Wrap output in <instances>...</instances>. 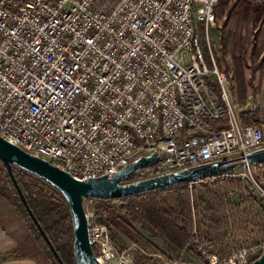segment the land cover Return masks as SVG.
Here are the masks:
<instances>
[{
  "label": "built area",
  "instance_id": "built-area-1",
  "mask_svg": "<svg viewBox=\"0 0 264 264\" xmlns=\"http://www.w3.org/2000/svg\"><path fill=\"white\" fill-rule=\"evenodd\" d=\"M219 1L0 0V135L77 178L157 153L134 181L219 163L232 168L215 176L238 170L264 196L249 157L264 132L241 121L200 35L203 24L210 43ZM92 214L98 260L135 264ZM263 250L210 264H251Z\"/></svg>",
  "mask_w": 264,
  "mask_h": 264
},
{
  "label": "rangeland",
  "instance_id": "rangeland-1",
  "mask_svg": "<svg viewBox=\"0 0 264 264\" xmlns=\"http://www.w3.org/2000/svg\"><path fill=\"white\" fill-rule=\"evenodd\" d=\"M216 15L217 21L209 30V44L206 41L207 31L203 24L200 25V35L206 56L209 60L213 56L219 68L227 73L229 95L236 113L239 115L242 111L255 110L264 132V91L262 93L264 87H261L264 79V3L220 0ZM229 49H231L232 55L229 53ZM229 55L232 56V76L227 63ZM148 174L151 176V173L146 171H138L128 182H133L144 176L149 177ZM253 174L255 180L264 188V181L259 179L256 166ZM220 178L241 181L244 185L242 190L232 187L228 189V193H223L222 198L228 199L232 206L242 203L245 196L256 197L257 204L244 205L243 203L241 206V209L249 208L244 220L247 221L245 225H248L249 232L256 231L255 225L259 226L263 221V215L259 208V200L262 195L252 179L243 177L236 170L228 175L213 176L207 180L191 182V184L195 188H199L201 184L215 183ZM3 203L10 208V211L8 210L6 213L7 218L12 222L11 229L14 235L22 240L27 256L35 258L41 264H55L49 252L39 247L36 234L31 229L30 219L10 201L4 200ZM120 206L119 201H113L110 203L108 211H102L97 209L95 200L87 202V209L93 213V228L107 227L113 246L117 250L128 249L135 257V264H210L214 255L222 263L232 257H239L244 252L247 257L252 258L255 253L253 249L262 250L264 247V238H259L257 243L247 240L245 235L247 233H244L239 225L243 221V217L237 215L234 209L231 211L226 208L221 213L222 221L226 216L229 233L227 237L222 238L224 250L214 252V249L209 250L206 248L207 246L202 245L198 249L200 258L196 259L189 253L188 245L180 250L172 249L160 236L122 214L119 210ZM116 221H121L119 227L116 226ZM224 254L226 257H223Z\"/></svg>",
  "mask_w": 264,
  "mask_h": 264
},
{
  "label": "trees",
  "instance_id": "trees-1",
  "mask_svg": "<svg viewBox=\"0 0 264 264\" xmlns=\"http://www.w3.org/2000/svg\"><path fill=\"white\" fill-rule=\"evenodd\" d=\"M239 116L244 124L257 125L262 129V123L255 110L242 111ZM222 125H225V121ZM255 166L259 179L264 181V163ZM13 170L31 209L65 264H77L74 256L73 220L64 196L47 180L16 165H13ZM130 180L131 177L127 179ZM193 187L191 183H181L119 199L94 200L97 209L102 211H108L111 202L119 201L121 203L119 210L122 214L160 236L172 249L180 250L188 245L189 253L196 259L200 258L198 249L202 245L207 246L209 250L214 249V252L224 250L222 238L227 237L229 233L226 216L222 221L221 213L226 208L231 211L234 209L237 215L243 217L239 225L244 233H247L245 235L248 241L257 243L259 238H264V197L261 196L259 200L263 221L261 225H255L256 231L249 232L248 225H245L247 221H244L249 208L241 209V206L243 203L257 204L256 197L245 196L242 203L233 206L228 199L222 198L223 193H228V189L232 187L244 189L241 181L220 178L215 183L201 184L199 188ZM0 197L22 210L32 223L31 229L36 234L39 247L49 252L55 264H60L27 211L1 160ZM120 222L116 221V226L119 227ZM94 251L98 254L96 248ZM223 257H226V254Z\"/></svg>",
  "mask_w": 264,
  "mask_h": 264
},
{
  "label": "water",
  "instance_id": "water-1",
  "mask_svg": "<svg viewBox=\"0 0 264 264\" xmlns=\"http://www.w3.org/2000/svg\"><path fill=\"white\" fill-rule=\"evenodd\" d=\"M250 162L253 165L264 163V148L252 152ZM0 160L11 176L17 192L31 218L38 226L43 237L60 264H65L50 238L46 234L15 176L13 165L47 180L64 196L73 220L74 256L77 264H102L94 251L90 238V218L87 216L86 201L94 199H119L149 191H154L181 183H191L207 179L226 172L232 168L221 167L219 163L184 169L172 173L150 177L140 181L128 182L136 171L154 166L158 161L157 153L152 156H138L126 168L108 176H87L77 178L72 173L59 166L36 156L18 145H15L0 135ZM251 264H264V251Z\"/></svg>",
  "mask_w": 264,
  "mask_h": 264
},
{
  "label": "crops",
  "instance_id": "crops-1",
  "mask_svg": "<svg viewBox=\"0 0 264 264\" xmlns=\"http://www.w3.org/2000/svg\"><path fill=\"white\" fill-rule=\"evenodd\" d=\"M230 48L232 47L230 46ZM229 51V53L232 55L231 49H229ZM231 55H229L227 63L231 70V72L229 70L230 75L232 76ZM261 87H264V79L262 81ZM263 91L264 88L262 89V93ZM4 200L5 199L0 197V264H41L35 258L27 256L25 247H23L22 240L18 239V237L14 235L11 229L12 222L9 218H7L6 215V213H8V210L10 211V208L4 205Z\"/></svg>",
  "mask_w": 264,
  "mask_h": 264
}]
</instances>
